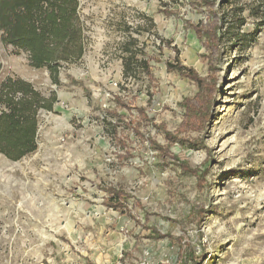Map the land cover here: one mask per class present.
Here are the masks:
<instances>
[{"label":"rangeland","instance_id":"374dc122","mask_svg":"<svg viewBox=\"0 0 264 264\" xmlns=\"http://www.w3.org/2000/svg\"><path fill=\"white\" fill-rule=\"evenodd\" d=\"M206 1L79 0L85 53L56 79L0 40V84L19 78L57 99L38 113L34 152L0 155V264H64L75 251L66 204L88 180L139 202L114 209L154 264H179L180 248L188 264H264V0ZM211 9L240 11L244 24L226 32L212 65L219 89L208 124L179 134L178 104L197 92L184 68L209 74L193 26ZM174 157L204 172V185Z\"/></svg>","mask_w":264,"mask_h":264},{"label":"trees","instance_id":"16d2710c","mask_svg":"<svg viewBox=\"0 0 264 264\" xmlns=\"http://www.w3.org/2000/svg\"><path fill=\"white\" fill-rule=\"evenodd\" d=\"M199 1L209 5L206 0ZM79 10V0H0L1 43L15 52L26 53L31 67L45 68L56 79L61 64L76 63L85 53L90 28L82 20ZM243 24L240 11L225 15L219 9H211L208 23L199 22L193 26L196 39L208 53L205 57L209 74L200 77L193 69L184 68L185 77L196 83L197 92L178 104L182 120L177 133L200 131L208 124L219 89L211 76L216 71L212 65L220 59V46L226 32L233 26L241 28ZM133 61L139 63L136 56ZM56 102L54 94L43 97L24 80L6 78L0 84V155L15 162L34 152L37 148L38 113L53 111ZM165 136L175 141L170 133L166 132ZM173 160L181 171L196 179L198 187L204 185V172L199 168H189L185 160L175 157ZM103 191L111 197L109 206L112 208L126 209L124 205L130 199L133 206H139L137 200L121 190L108 187ZM177 257L179 264L194 262L189 258L186 261L183 248Z\"/></svg>","mask_w":264,"mask_h":264},{"label":"crops","instance_id":"0c3cea01","mask_svg":"<svg viewBox=\"0 0 264 264\" xmlns=\"http://www.w3.org/2000/svg\"><path fill=\"white\" fill-rule=\"evenodd\" d=\"M81 186L87 189L86 194H79L81 199L70 200L66 204L68 217L74 224V228L69 230L67 244L72 245L75 251H66L64 264H138L142 260L150 261L148 254L126 235L124 229L134 227L126 214L103 205L104 198L111 199L103 187L89 184V180ZM124 206L129 208L126 204ZM77 223L89 226L93 233L80 234L81 229H75ZM111 225V229L106 230ZM134 249L141 250V253Z\"/></svg>","mask_w":264,"mask_h":264},{"label":"built area","instance_id":"2783aa9c","mask_svg":"<svg viewBox=\"0 0 264 264\" xmlns=\"http://www.w3.org/2000/svg\"><path fill=\"white\" fill-rule=\"evenodd\" d=\"M138 264H154L153 262H150L148 260H142L141 262H139Z\"/></svg>","mask_w":264,"mask_h":264},{"label":"bare ground","instance_id":"6f19581e","mask_svg":"<svg viewBox=\"0 0 264 264\" xmlns=\"http://www.w3.org/2000/svg\"><path fill=\"white\" fill-rule=\"evenodd\" d=\"M16 166H18L19 164L17 163V164H15ZM1 174V173H0Z\"/></svg>","mask_w":264,"mask_h":264},{"label":"water","instance_id":"95a60500","mask_svg":"<svg viewBox=\"0 0 264 264\" xmlns=\"http://www.w3.org/2000/svg\"><path fill=\"white\" fill-rule=\"evenodd\" d=\"M80 8V7H79ZM39 127V126H38ZM39 147V146H38Z\"/></svg>","mask_w":264,"mask_h":264}]
</instances>
